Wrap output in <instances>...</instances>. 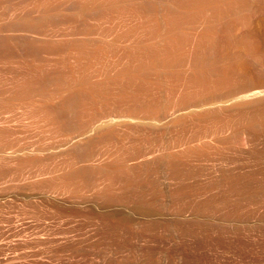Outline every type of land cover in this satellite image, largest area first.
<instances>
[{"label": "rangeland", "instance_id": "obj_1", "mask_svg": "<svg viewBox=\"0 0 264 264\" xmlns=\"http://www.w3.org/2000/svg\"><path fill=\"white\" fill-rule=\"evenodd\" d=\"M263 88L264 0H0V264H264Z\"/></svg>", "mask_w": 264, "mask_h": 264}, {"label": "bare ground", "instance_id": "obj_2", "mask_svg": "<svg viewBox=\"0 0 264 264\" xmlns=\"http://www.w3.org/2000/svg\"><path fill=\"white\" fill-rule=\"evenodd\" d=\"M259 94H264V88L263 89H256V90H254V92H252V95H259ZM248 95H251V93L250 94H248ZM244 97H247V96H244Z\"/></svg>", "mask_w": 264, "mask_h": 264}]
</instances>
